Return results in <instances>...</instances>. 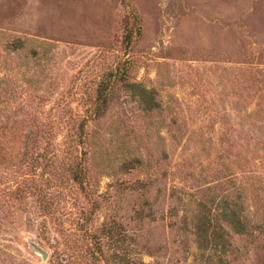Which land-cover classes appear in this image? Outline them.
Returning <instances> with one entry per match:
<instances>
[{"label": "rangeland", "instance_id": "1", "mask_svg": "<svg viewBox=\"0 0 264 264\" xmlns=\"http://www.w3.org/2000/svg\"><path fill=\"white\" fill-rule=\"evenodd\" d=\"M0 264H264V0H0Z\"/></svg>", "mask_w": 264, "mask_h": 264}, {"label": "trees", "instance_id": "2", "mask_svg": "<svg viewBox=\"0 0 264 264\" xmlns=\"http://www.w3.org/2000/svg\"><path fill=\"white\" fill-rule=\"evenodd\" d=\"M124 37H122L123 44L126 48L130 47L133 42L132 28L124 25ZM128 65L124 61L114 69H109L104 72L100 80L95 85V96H94V113L95 118H99L108 109L113 101L114 97L118 94L119 88L123 85L129 86L128 82ZM143 95V94H142ZM142 101L146 104L145 109L151 110L154 108L153 98L151 95L146 94V98L143 97ZM72 179L78 183L79 186L83 187V175L80 171L72 170ZM208 211L204 206L198 209L195 216V236L197 237V243L200 246H207L208 244H217V240L227 242L224 231L220 225H215L211 222L208 216ZM241 226V225H239ZM217 228V229H216ZM211 229V231H210ZM243 230V229H242ZM225 242H222V247L225 246Z\"/></svg>", "mask_w": 264, "mask_h": 264}, {"label": "water", "instance_id": "3", "mask_svg": "<svg viewBox=\"0 0 264 264\" xmlns=\"http://www.w3.org/2000/svg\"><path fill=\"white\" fill-rule=\"evenodd\" d=\"M33 247H34V249H36L37 251H40V252L42 251L41 248H39V247L36 246V245H34ZM42 253H43V257H46V253H45V252H42Z\"/></svg>", "mask_w": 264, "mask_h": 264}]
</instances>
